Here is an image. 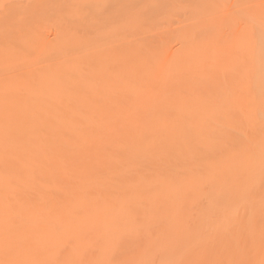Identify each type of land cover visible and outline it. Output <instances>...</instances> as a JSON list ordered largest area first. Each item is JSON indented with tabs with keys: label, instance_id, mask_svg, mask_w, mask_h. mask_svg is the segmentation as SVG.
<instances>
[{
	"label": "bare ground",
	"instance_id": "obj_1",
	"mask_svg": "<svg viewBox=\"0 0 264 264\" xmlns=\"http://www.w3.org/2000/svg\"><path fill=\"white\" fill-rule=\"evenodd\" d=\"M4 3L0 264H264V0Z\"/></svg>",
	"mask_w": 264,
	"mask_h": 264
},
{
	"label": "rangeland",
	"instance_id": "obj_2",
	"mask_svg": "<svg viewBox=\"0 0 264 264\" xmlns=\"http://www.w3.org/2000/svg\"><path fill=\"white\" fill-rule=\"evenodd\" d=\"M9 3L2 4V9H0V15H2V17L7 15L9 11V7H10ZM176 26L177 24H175L172 28H176ZM59 31H60V27L57 25H47L46 27L41 29L40 35L42 36L43 43L48 46L54 44L59 38ZM164 33H165V30L162 27H160L159 29H156L154 31L141 35L139 37V40L145 41V42L158 41L164 35ZM177 48H178V44L176 42L170 43L167 47L166 56H168L169 59H171L173 54L176 52ZM46 66H47V63L39 62L38 64H36L35 69L36 70H38V68L44 69L46 68Z\"/></svg>",
	"mask_w": 264,
	"mask_h": 264
}]
</instances>
